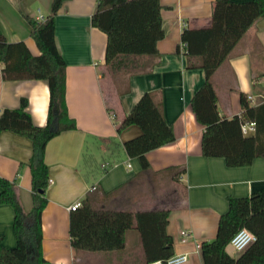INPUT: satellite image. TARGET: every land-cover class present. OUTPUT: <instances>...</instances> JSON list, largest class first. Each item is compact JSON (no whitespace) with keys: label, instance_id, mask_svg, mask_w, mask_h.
Masks as SVG:
<instances>
[{"label":"crops","instance_id":"obj_1","mask_svg":"<svg viewBox=\"0 0 264 264\" xmlns=\"http://www.w3.org/2000/svg\"><path fill=\"white\" fill-rule=\"evenodd\" d=\"M214 0H159L162 37L157 39L155 55L139 57L138 71L123 76L128 91L118 94L111 81L105 84L103 63L107 37L91 25L96 0H65L55 17L54 39L65 61V101L75 128L59 132L45 145L48 167L47 202L41 212L42 252L54 264H139L143 261L139 233L128 229L125 245L110 251L76 250L70 242V205L97 190L98 208L133 211L168 209L166 232L173 242V254L185 253L179 264H203L199 244L215 237L218 219L227 209V196H248L264 186V157L249 165L228 166L222 157L201 153L204 126L196 120L190 99L204 80L202 68H188L180 33L183 27L210 24ZM242 1V0H234ZM50 0H0V28L7 41L22 40L29 51L39 53L25 16L38 19L49 13ZM40 20V19H39ZM264 17L253 23L228 59L217 68L213 79L217 108L221 116L240 111V93L251 95V102L264 93ZM122 78V77H121ZM160 91L165 121L173 128L174 140L145 153L149 163L141 169L137 158L123 156L92 183L82 175L81 154L90 149L99 159L115 142L138 135L136 124L115 132L114 119L128 113L146 91ZM32 122L44 125L49 91L44 79L1 77L0 111L16 108L20 99ZM261 101V100H260ZM109 108V109H108ZM114 112V118L109 115ZM115 137L114 140L110 137ZM30 139L10 130L0 131V176L14 181L25 210L31 206L30 171L27 160ZM129 164V165H128ZM184 171L177 173L178 168ZM173 168V169H168ZM95 185L96 189L90 190ZM118 186L110 195H102ZM13 210L0 204V244L12 247ZM181 229L189 235L181 240ZM227 252L237 256L228 244Z\"/></svg>","mask_w":264,"mask_h":264},{"label":"trees","instance_id":"obj_2","mask_svg":"<svg viewBox=\"0 0 264 264\" xmlns=\"http://www.w3.org/2000/svg\"><path fill=\"white\" fill-rule=\"evenodd\" d=\"M63 1L50 0L49 13L43 19L25 16L30 34L39 48L38 54L31 53L22 40L7 41L0 28L1 77L7 80L44 79L49 91L44 125L32 122L25 108V98L20 99L18 107L0 111V131H13L31 142L27 160L31 186L28 210L18 198L14 181L0 176V204H8L13 210L15 235L12 247L0 244V264H54L44 258L41 245V212L47 202L49 183L45 145L59 132L75 128L65 101V61L54 39V17ZM160 8L159 0H96L90 21L92 26L106 34L103 73L106 70L111 75L118 94L128 91L123 76L138 71V58L157 53L155 42L163 35ZM263 17L264 0H214L208 26H185L180 33L186 66L199 67L204 72L202 84L190 99L196 120L204 126L201 153L222 157L228 166H245L256 157H264V101L259 98L254 104L246 94L240 93L239 113L221 116L213 76L247 29ZM245 121H254V132L242 133L240 125ZM114 122L117 134L130 124L138 125L141 132L122 143L115 142L114 148L100 159L90 149H85L80 163L83 178L89 183L113 163L121 161L123 156L137 158L141 169H147L149 163L145 153L174 140L173 128L163 116L160 91L144 92L133 108ZM183 171L184 167H180L177 173ZM116 189L118 186L102 192V195L110 196ZM97 198V190L88 192L80 205L70 210V242L76 250L121 249L125 245L126 231L134 228L139 233L143 254V261L139 264L173 254L172 238L165 230L167 208L140 211L98 208L95 204ZM242 226L256 238L237 256H232L226 246ZM199 250L203 264H264V186L248 196H227V209L219 216L215 237L202 240Z\"/></svg>","mask_w":264,"mask_h":264},{"label":"built area","instance_id":"obj_3","mask_svg":"<svg viewBox=\"0 0 264 264\" xmlns=\"http://www.w3.org/2000/svg\"><path fill=\"white\" fill-rule=\"evenodd\" d=\"M43 15L39 14L38 19H43ZM183 46V45H182ZM264 78V76H263ZM247 98L251 100L252 96L247 95ZM261 101H264V93L261 95ZM109 115L114 118V112L109 111ZM254 121H245L242 122L240 127L241 131L244 134H250L254 132ZM129 165V164H128ZM95 188V185L90 186V190H93ZM80 205V201H76L73 204L70 205V209H74ZM181 240H186L187 236L189 235V232L187 229H181ZM255 235L245 226H242L239 228L230 238L229 245L232 247L235 251H242L247 246H249L254 240ZM187 259V254L185 253H175L171 256L165 258V259H154L151 260L148 264H179L181 262H184Z\"/></svg>","mask_w":264,"mask_h":264},{"label":"rangeland","instance_id":"obj_4","mask_svg":"<svg viewBox=\"0 0 264 264\" xmlns=\"http://www.w3.org/2000/svg\"><path fill=\"white\" fill-rule=\"evenodd\" d=\"M104 78L106 79L105 80V84H106V82L107 83H110L111 81L113 82V80H112V78H111V75L106 71V70H104ZM114 84V83H113ZM106 155V154H105Z\"/></svg>","mask_w":264,"mask_h":264}]
</instances>
